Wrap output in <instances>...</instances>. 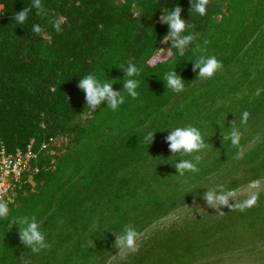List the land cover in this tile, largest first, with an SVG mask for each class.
I'll return each mask as SVG.
<instances>
[{
    "label": "trees",
    "instance_id": "obj_1",
    "mask_svg": "<svg viewBox=\"0 0 264 264\" xmlns=\"http://www.w3.org/2000/svg\"><path fill=\"white\" fill-rule=\"evenodd\" d=\"M41 3L46 14L37 15L33 0H0V145L11 150L32 138L38 149L47 141L38 171L13 179L0 199L10 209L0 218V264H105L119 250L114 233L124 226L141 233L174 209L204 200L207 189L234 190L264 177V0H210L204 16L190 8L191 0ZM176 5L184 34L196 39L183 56L171 43L164 58L153 60L169 31L160 17ZM24 7L32 11L18 24L14 17ZM54 19L61 20L59 32ZM197 44L201 51H194ZM200 55H215L223 68L212 78L197 77ZM130 62L141 70L133 77L140 82L136 99L123 90ZM174 69L184 81L179 93L163 80ZM88 74L115 82L125 102L115 111L107 101L86 107L78 85ZM245 110L250 116L242 124ZM231 123L242 133L238 146L223 139ZM187 125L201 131L207 147L173 154L166 137ZM149 131L155 133L147 144ZM63 134L69 138L59 140L64 148L54 154L53 142ZM195 155L202 156L199 171L180 176L175 164ZM257 194V203L243 211L225 206L223 215L208 210L159 227L119 264H188L243 245L241 234L264 232L258 220L264 192ZM25 215L36 216L50 248L34 253L23 245L18 225L9 224Z\"/></svg>",
    "mask_w": 264,
    "mask_h": 264
},
{
    "label": "clouds",
    "instance_id": "obj_2",
    "mask_svg": "<svg viewBox=\"0 0 264 264\" xmlns=\"http://www.w3.org/2000/svg\"><path fill=\"white\" fill-rule=\"evenodd\" d=\"M210 0H195V3L191 0V9L198 13L201 16L206 15L207 6ZM33 8L37 9V15L46 14L41 0H33ZM181 7L176 5L174 9L169 12H164L160 17V20L169 26L168 34L164 37L163 43H167L169 40L172 41V47L178 50L179 55L183 56L185 50L188 48L189 44L192 43L196 37L193 34L185 35L186 30V20L181 17ZM32 11V8L24 7L23 10L16 13L14 19L18 24H23L29 13ZM57 32L60 31V19H54L50 21ZM41 26L38 24L33 25V31L37 34L41 32ZM210 41L205 40L204 45L207 46ZM194 51H201V46L199 44L195 45ZM223 68L221 61L217 59L215 55L204 56L200 55L195 59V64L193 71L199 69L198 76L202 79H209L214 76V74ZM140 69L137 68L131 62L124 69V75L128 79L123 82V90L131 98L136 99L139 96V93L136 89L139 87V80L134 79L133 77L139 76ZM163 80L167 89L179 93L184 90V81L174 70L167 72ZM115 82H101L97 79L94 74H88L85 77L80 79L78 87L86 93V107L96 110L103 102L107 101V107L115 111L122 105L124 101V96L121 94V91H114L112 84ZM250 116L248 111L242 113L241 123L246 124ZM154 133L149 131L145 137L144 141L147 144H150L154 139ZM242 137L240 130L231 123L230 131L228 134L223 135V139L230 140L233 146H238ZM170 151L173 154H180L181 156L189 155L193 153H200L207 147V143L201 133V131L192 125L175 127L170 130L169 134L166 137ZM46 141V140H43ZM42 141V142H43ZM41 142V143H42ZM47 142V141H46ZM38 149L33 147V139L25 146H17L14 149L8 150L4 143L0 145V151L4 149L6 154H13L17 149L26 150L28 144H30L32 150L36 152V157L30 158L28 167L22 171L24 172H37L39 166L36 164V160L39 158V152L46 148ZM47 145V144H46ZM52 150V149H51ZM239 155H242L240 153ZM1 157V152H0ZM201 155H195L192 159H180L179 162L175 164V169L180 176H183L185 172H197L199 171L197 165L201 161ZM21 173V174H22ZM236 197L235 190H225L223 185H218L215 188L207 189L203 194V199L213 208L217 210V214L223 215L224 212L220 211V206H228L230 209L236 208L241 211L246 208H251L257 203L258 194L251 193L246 199L241 202H235V204H229L230 198ZM8 203L0 200V218H6L9 215ZM10 226L18 225L19 227V237L21 242L25 247L31 249L32 252L38 253L41 249L50 248L51 245L46 242L45 234L41 231L40 223L37 221L35 215L32 216H19L10 220ZM115 235V247L119 249V252L127 253H136L139 251V244L137 240L139 238V233L135 229V226L128 224L124 226L123 230Z\"/></svg>",
    "mask_w": 264,
    "mask_h": 264
},
{
    "label": "rangeland",
    "instance_id": "obj_3",
    "mask_svg": "<svg viewBox=\"0 0 264 264\" xmlns=\"http://www.w3.org/2000/svg\"><path fill=\"white\" fill-rule=\"evenodd\" d=\"M163 40L157 47L153 60L156 58H164L167 55L169 44H171L172 41L169 40L167 43H163ZM68 138L69 136L64 134L60 137L58 136L57 139H55L53 142L56 148L52 149L51 152L57 154L60 150H62L64 148L62 142H66ZM59 140H62V142H60ZM58 143H61V145L58 146ZM253 143V141L247 143L243 150H247V148L253 145ZM234 171L240 173L241 169ZM216 183L217 182H215L214 185H218ZM234 190L236 191V197L230 198L229 204L232 201L237 202L251 193L264 192V177H260L258 179H254L250 182L242 184ZM10 197L7 196L6 199L8 200ZM223 207L225 206H220V208ZM208 210L216 211V209L210 206L205 200H192L153 222L147 229L139 233L137 243L143 240L144 237L152 234V232H155V230H157L159 227L167 226L172 221H181L185 217L188 218L189 216H194ZM260 213L261 214L258 216V220H264V213L262 214V211ZM256 217L257 216H254V219L257 220ZM246 219L247 218H245V221ZM259 226L260 228H263L261 225ZM262 230L263 229L255 230L253 233L241 234L242 236H245L246 240L243 245H234L223 251L217 252L216 254L199 257L194 262H188V264H264V232H262ZM125 255L127 256L128 253L125 254L123 252H119L118 250L108 260L107 264H119L121 258Z\"/></svg>",
    "mask_w": 264,
    "mask_h": 264
},
{
    "label": "built area",
    "instance_id": "obj_4",
    "mask_svg": "<svg viewBox=\"0 0 264 264\" xmlns=\"http://www.w3.org/2000/svg\"><path fill=\"white\" fill-rule=\"evenodd\" d=\"M47 142L43 141L40 148H44ZM0 157V199H2L9 190L13 179L19 178L22 171L28 167L30 158L36 157L28 144L26 150L17 149L13 154H6L4 149L1 151Z\"/></svg>",
    "mask_w": 264,
    "mask_h": 264
},
{
    "label": "crops",
    "instance_id": "obj_5",
    "mask_svg": "<svg viewBox=\"0 0 264 264\" xmlns=\"http://www.w3.org/2000/svg\"><path fill=\"white\" fill-rule=\"evenodd\" d=\"M260 156H262V154H261ZM116 252H117V251H116ZM116 252H115V253H116ZM115 253H113V254L110 256V258H111ZM110 258H109V259H110ZM109 259H108V260H109ZM108 260L106 261L105 264H107Z\"/></svg>",
    "mask_w": 264,
    "mask_h": 264
}]
</instances>
